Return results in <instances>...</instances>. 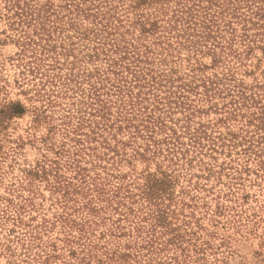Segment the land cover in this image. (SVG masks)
I'll return each instance as SVG.
<instances>
[{"label":"rangeland","instance_id":"rangeland-1","mask_svg":"<svg viewBox=\"0 0 264 264\" xmlns=\"http://www.w3.org/2000/svg\"><path fill=\"white\" fill-rule=\"evenodd\" d=\"M141 2L0 0V264H264V0Z\"/></svg>","mask_w":264,"mask_h":264},{"label":"trees","instance_id":"trees-1","mask_svg":"<svg viewBox=\"0 0 264 264\" xmlns=\"http://www.w3.org/2000/svg\"><path fill=\"white\" fill-rule=\"evenodd\" d=\"M146 1H150V0H142V2L141 3H144V2H146ZM16 7L17 8H19V10H20V12H22V11H24L23 10V8H22V6H20V3L17 1V3H16ZM48 7V6H47ZM258 10L256 11V12H258V13H264V10H263V12H261V7H258L257 8ZM17 12H19V11H17ZM42 11L39 9V10H37L36 11V13H41ZM255 12V13H256ZM24 13H27V11H24ZM138 76V75H137ZM136 76V77H137ZM139 78V76L137 77V79ZM130 94H131V96H130V100L128 101V102H132V98H133V93H132V91H130ZM136 96H138L137 95V93L135 94V96L134 97H136ZM130 104H132V103H130ZM14 110L12 111V113H21L22 111H23V106L22 105H20L19 103H16V104H14V106L12 107ZM156 189V188H155ZM149 192L147 193V198L148 199H152V198H154V197H156V194L157 193H160L161 192V189L160 188H157L156 190H153L152 191V187H151V189H149L148 190ZM159 191V192H158Z\"/></svg>","mask_w":264,"mask_h":264}]
</instances>
